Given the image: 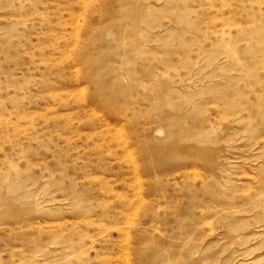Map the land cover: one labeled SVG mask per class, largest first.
Returning <instances> with one entry per match:
<instances>
[{
	"label": "rangeland",
	"instance_id": "obj_1",
	"mask_svg": "<svg viewBox=\"0 0 264 264\" xmlns=\"http://www.w3.org/2000/svg\"><path fill=\"white\" fill-rule=\"evenodd\" d=\"M0 264H264V0H0Z\"/></svg>",
	"mask_w": 264,
	"mask_h": 264
}]
</instances>
